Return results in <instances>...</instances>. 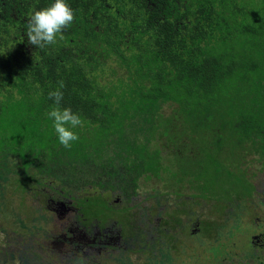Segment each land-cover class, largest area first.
I'll return each mask as SVG.
<instances>
[{
    "label": "trees",
    "instance_id": "16d2710c",
    "mask_svg": "<svg viewBox=\"0 0 264 264\" xmlns=\"http://www.w3.org/2000/svg\"><path fill=\"white\" fill-rule=\"evenodd\" d=\"M250 1L67 0L74 22L56 45L39 49L28 42V16L54 0H0V110L5 101L19 115L49 117L54 101L48 93L63 81L61 106L79 113L84 131L98 129L110 137L95 149L96 161L89 156L65 162L57 154L51 174L59 176L65 167L72 182L85 173L90 178L83 184L96 176L104 188L136 195L140 176L159 174L151 164L161 151L150 146L155 136L172 138L183 113L193 131L213 129L211 105L218 100L211 103L210 96L237 73L243 80L254 71L263 73L264 18L249 8ZM240 32L253 34L246 35L249 42L238 40L245 36L236 35ZM167 103L172 112L165 115ZM214 128H230L241 135V144L257 141L264 151L260 116L242 112L237 121L222 120ZM118 133L124 147L110 148ZM27 158L43 166L47 153L28 145Z\"/></svg>",
    "mask_w": 264,
    "mask_h": 264
},
{
    "label": "flooded vegetation",
    "instance_id": "af4514ba",
    "mask_svg": "<svg viewBox=\"0 0 264 264\" xmlns=\"http://www.w3.org/2000/svg\"><path fill=\"white\" fill-rule=\"evenodd\" d=\"M5 160L6 164L0 163V264H264V207H256L264 206V192L254 191L252 199L240 192L228 194L225 199L231 202L234 197V200L229 215L220 225L223 229L201 238L202 226L206 231L212 225L209 219L196 218L200 215L195 213H189V223L179 224L185 204L172 209H167V203L162 201L153 209L141 206L140 219L135 218L137 213L123 209L118 214L119 210L110 208L109 203L134 201L136 195L127 197L104 188L96 176L80 191L85 179L76 183L68 179L66 172L52 175L46 161L43 166L35 162L29 165V183H34V193L29 187L9 197L1 187L3 171L10 172L20 159L6 158L0 150V161ZM38 168L40 182L35 184L31 179ZM251 184L255 187L252 180ZM91 187H94L92 194L112 198V202L105 201L111 212L98 215L97 219L85 214V203L96 198L84 197ZM50 190L59 195L49 197ZM236 207L243 213H235ZM222 208L217 209V216L225 210ZM123 212V218L131 216V223L121 221L119 216ZM187 227L190 228L186 231ZM241 237L244 241L238 239Z\"/></svg>",
    "mask_w": 264,
    "mask_h": 264
},
{
    "label": "rangeland",
    "instance_id": "374dc122",
    "mask_svg": "<svg viewBox=\"0 0 264 264\" xmlns=\"http://www.w3.org/2000/svg\"><path fill=\"white\" fill-rule=\"evenodd\" d=\"M254 1H250L252 3H250L249 8L255 9L264 18V1ZM260 26L264 28V24ZM236 35H245L239 36L238 40L246 38L247 42H249L250 38L246 37V35L253 34L240 32ZM238 46V49H241L239 43ZM240 74H235L219 94H215L213 97L210 96L209 101L211 103L218 100V104H215L213 107L211 105L210 126L213 129H208L209 131L200 130L201 132L193 131L194 129L189 124L186 126L185 113L180 115L183 117V121L179 120L181 129H174L172 138L166 137L165 134V139L163 140L160 139L159 135L151 140V148L160 147L161 149L158 157L153 158V160L151 159V164L154 162L155 169L159 174L146 172L139 177L137 181V194L134 201L125 202L124 200H120L118 203L112 202V198L105 199V197L98 196V193L92 194L91 192L94 191V187H91L90 193L84 195V197L91 199L96 196V198L92 200V203H85L86 216L97 219L99 218L98 215L105 216V213L111 212L105 203L109 199V202H112L109 203L107 201L109 207L119 210L118 214L120 213V209H123L129 213H137L135 218L138 219H140L139 209L141 206L153 209L158 201H162L163 203H167V209H172L174 207H183L185 204L186 208H182L185 209L183 214H178L179 224L185 225L189 223V213H195V216L200 215V217L196 218L202 220L209 219L212 226H209L206 231L204 226H202V232H200L201 227L197 230L200 232L201 238H204V236H213L217 229H223L221 223L229 215L228 209H230L229 206L234 200V197L231 202L225 199L229 196V192H232V190L240 192L245 198L251 195V199L254 197L252 195L254 191L264 192V151L260 148L257 141L241 144L243 139L239 133L232 132L230 128L221 129V132L214 128L219 126L222 120L230 121V119H234L237 121L242 112L260 116L264 120V71L262 74L259 71L252 72L251 75H248V80H243ZM1 103L0 150L3 151V147H6V152L12 150L15 153L9 156L20 159V162L14 164V168L8 165L4 166L9 169L11 168L10 172L3 171L4 179L1 184L3 192L7 190L9 197L21 191L23 192L25 189L27 190L29 187L31 193L35 192L34 183H29L31 171L29 165L36 161L27 158L28 145L31 146L32 150L37 152L45 150L47 153L46 162L48 163L54 162V157H58V155L61 159L65 158V162H68V158L84 160L89 156L96 161L98 155L94 152L95 149L102 147L110 137V134H103L98 129H94L95 132H90L84 131L82 127H77L74 131L79 134V140L74 141L71 148H65L59 143L53 127V120H50L49 117H40L34 114L28 116L19 115L15 108L12 110L7 107L5 101H1ZM162 111L165 115L170 114L172 112L171 105L168 103L164 104ZM262 134L264 135V132ZM115 135H117L118 140L110 138L112 140L110 148L115 144L117 146L124 145H121L123 133ZM259 139L264 142V136L260 135ZM245 146L247 149L244 148ZM9 156L6 155V158ZM123 156L126 157L125 154ZM21 159L23 161L22 164ZM97 161L100 163V160ZM5 162L6 160L4 162L0 161L1 164H6ZM65 162L64 165H66ZM80 165H82V168L85 167L84 163ZM140 167L141 165L139 164L138 168ZM39 170L40 168L34 171L31 179V182H35V184L40 182L39 177H37ZM68 170V168L63 167L59 169V173L61 174L63 171L69 173ZM229 170H232L230 177L228 175ZM83 176V179L89 177L85 173ZM251 180L256 188L252 186ZM79 188L82 191L85 189V185L81 184ZM240 193L237 195L238 198ZM58 195L59 193L53 194L51 190L48 192L49 197H56ZM114 196L118 197L117 195ZM178 201H181V203ZM219 207H223L222 209L225 210L218 212L217 216L216 213ZM256 207L263 208L264 206L258 204ZM27 209L30 210L29 208ZM249 212L251 211L249 210ZM235 213L243 212L237 211L236 207ZM124 214L125 212L119 216L121 221L125 222V224L131 223V216L123 218ZM152 220L154 221V219ZM194 220L195 218L193 219V223ZM246 222L249 223L248 221ZM201 225H203L202 222ZM115 227L119 229V226L115 225ZM190 227L185 228L186 231ZM212 227L214 228V232ZM200 234L197 235V239ZM238 239L244 241V237Z\"/></svg>",
    "mask_w": 264,
    "mask_h": 264
},
{
    "label": "clouds",
    "instance_id": "9594fccd",
    "mask_svg": "<svg viewBox=\"0 0 264 264\" xmlns=\"http://www.w3.org/2000/svg\"><path fill=\"white\" fill-rule=\"evenodd\" d=\"M75 20V10L67 0H54L50 6L34 10L29 13L26 24L28 42L39 49L54 46L63 39V33L70 28ZM63 81L58 82V87L48 93L54 105L48 116L53 120V127L59 143L65 148H71L74 141L79 140V134L74 131L83 126L79 113L71 107H62L64 98Z\"/></svg>",
    "mask_w": 264,
    "mask_h": 264
}]
</instances>
